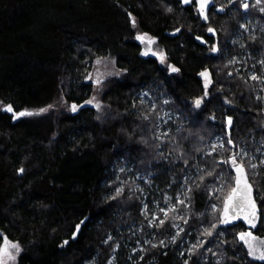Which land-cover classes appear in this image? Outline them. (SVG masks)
<instances>
[{"label": "trees", "instance_id": "1", "mask_svg": "<svg viewBox=\"0 0 264 264\" xmlns=\"http://www.w3.org/2000/svg\"><path fill=\"white\" fill-rule=\"evenodd\" d=\"M246 2L247 10L214 0L205 21L196 0H0V246L5 237L18 243L16 264H264L238 237L249 230L264 239V88L229 63L249 53L251 67L264 54V30L233 42L244 18L264 22V3ZM148 46L166 62L145 55ZM108 59L119 74L100 81L94 108L85 103L97 85L91 73ZM8 104L49 110L12 119ZM218 137L224 148L208 153ZM240 147L255 227L218 222L219 197L235 182L221 161ZM154 210L163 226L151 225Z\"/></svg>", "mask_w": 264, "mask_h": 264}, {"label": "snow or ice", "instance_id": "2", "mask_svg": "<svg viewBox=\"0 0 264 264\" xmlns=\"http://www.w3.org/2000/svg\"><path fill=\"white\" fill-rule=\"evenodd\" d=\"M182 2L184 4H190L191 0H182ZM236 2V0H229V3H234ZM210 3L214 4V0H196V4L198 6V13L200 15V17H202L205 21H207L209 19L208 17V8ZM241 6L243 7V9L247 10L249 8V3L246 2V0H240ZM257 4H261L264 3V0H256ZM168 11H172L171 8L168 9ZM219 11H224V8L221 7L219 9ZM260 11L262 13H264V7L260 8ZM241 27H246L245 25H241ZM175 31L179 32L180 29L177 28ZM210 34L215 35L216 30L212 27H209L207 30ZM138 39H141V37H137ZM196 39L201 40V37H196ZM253 40H255V37H253ZM150 43L152 41H149ZM212 52H218L219 48L216 45H213L210 49ZM145 55H147V52L144 53ZM161 59L163 60V57H161ZM229 63H235L234 60L229 61ZM260 63L264 64V61H260ZM171 70L173 72H177L179 71V69L172 67ZM119 74V73H117ZM199 75L204 79V89H205V96L208 95V88L209 85L212 83L211 81V72L207 69H205L204 71L200 72ZM251 79L253 80H258L261 79V77L257 76V75H252ZM97 84L100 83L99 80L96 81ZM94 99V98H93ZM203 102V98H197L194 101V106L196 108H200L201 104ZM85 103L87 104H92L93 100H88ZM165 103H168V101H165ZM51 107V106H49ZM96 107L99 108L100 105L96 104ZM78 108V105L73 103L71 105V111L76 112ZM5 111H7L8 113H12V119H17L19 117H24V116H32V115H38L40 113L46 112L47 109L45 108H41L38 110V112H32V111H28L27 109L23 110V111H19L17 112L13 105L8 104L5 109ZM148 116H145V119H148ZM214 118V117H213ZM227 125L229 126V129L231 128L232 125V117L229 116L227 117ZM164 135H167L166 133ZM228 144H232V140L229 138L227 140ZM223 145H221L222 147ZM238 155L234 153L231 157H229L226 160L221 161L224 164H229L230 167L232 168V170L235 172V182H234V186L231 187L228 192L222 196L219 197V199L222 201V210L220 211V215H219V224H223V225H228L230 223H232L233 220H236L238 218H240L241 216L243 217V219L251 226V227H255V222L258 219V205L256 202V199L254 197V187H253V183L249 180L248 178V171L244 166L243 160L242 159H238ZM243 155H246V153H243ZM261 163H264V161H262ZM250 167L255 169L258 166L256 164H250ZM19 171L21 173L24 172V169L21 168L19 169ZM254 175H258V173H254ZM207 176L210 177H214L215 173L214 172H208ZM201 181H203L205 179L204 176L200 177ZM197 187H199V185H197ZM189 192L192 191L191 188L188 189ZM223 189V185L221 186V188L216 189L215 192H222ZM120 190L117 191V194L119 195ZM214 192V194H215ZM181 204L185 203L184 200H180L179 201ZM146 207V206H145ZM212 208L214 210H216V205L213 204ZM161 211H165L164 209H161ZM166 215V212H165ZM156 219L159 220V225L163 226L165 223L164 219H160L159 217H156ZM185 223H187V221H185ZM81 224H83V221H81ZM81 224H77L76 225V230L77 232H79L80 228H81ZM211 228L214 230L217 228V224L213 223L211 225ZM205 233L207 235H212V231L210 230H205ZM76 233H74L75 236ZM239 240L242 241L247 247H248V255L249 256H253L254 258H259L260 260H264V249H257L255 241L257 240V237H255L253 235V233L251 231H247V232H240L238 234ZM109 239H111V237H109ZM65 244L68 243V241L64 242ZM163 241H160V244H163ZM156 245H153V247H155ZM202 247L203 245H193V249H196L197 247ZM10 249H14L16 252L20 251V247L18 245V243H13L11 241H9L6 237L4 238V244L2 246H0V264H6V259L7 260H14L15 256L12 254V251ZM209 251H211V249H209ZM257 252L259 253L258 257H257ZM185 264H187V261H185ZM219 264V262H218Z\"/></svg>", "mask_w": 264, "mask_h": 264}, {"label": "rangeland", "instance_id": "3", "mask_svg": "<svg viewBox=\"0 0 264 264\" xmlns=\"http://www.w3.org/2000/svg\"><path fill=\"white\" fill-rule=\"evenodd\" d=\"M252 1H253V4H257L256 0H252ZM257 5H260V4H257ZM241 25H245L246 27L240 26L241 31L236 35V37L233 40V42L237 43V44H242V38H243L244 32L249 33L250 35H255L254 33L257 30H264V22H262L261 24L255 20L253 22V20L249 19L248 17H246L242 20ZM262 36H263V40H264V33L262 34ZM146 52H152L153 54H155L160 59H161V57H163V60L161 59V61L163 63L166 62L167 56L161 50H156V48H152V47L148 46L146 48ZM248 55H249V53L244 54L242 57H240V56L233 57L232 60L235 61V63H233V64L238 65L239 71L247 70L248 76L250 79H251V76L254 74L261 77V79H258V80H253V79H251V80L255 81V82H257V81L261 82L260 85L263 86V88H264V64L260 63V61H264V54H261L257 58L255 57L253 59V63L251 65V67H247V58H248L247 56ZM117 73H118V70L116 69V67L114 66L113 62L110 59L99 60L95 63V65L93 67V71L91 73V80L96 83L97 80L101 81L104 78H106L110 75H113V74H117ZM145 97L147 99H150L148 96H145ZM89 100H93L92 104H88L89 106L94 107V108H97L96 104H99L101 106L100 95H99V85L98 84L95 87L94 95ZM147 103L149 105L151 104L150 102H147ZM151 109L153 110V108H151ZM47 110H49V109H47ZM172 119H173V116L165 111L163 116H162V121H161V125H160V127L163 128L162 129L163 132L169 131V129H170L169 128V122H171ZM221 145L224 146V140L222 139V137H218V138L214 139L213 144H212V148L209 149L208 153L213 154L216 151V149L224 148L223 146L221 147ZM243 153H248V150L245 147H240L238 150V154L240 155ZM254 158L256 159L255 156H254ZM221 176H223V178L226 179L225 175H223V173H221ZM137 179H140V177H138ZM145 182H147V181L145 180ZM138 188H140V186ZM216 193H218V192H215V194ZM212 194H214V193H212ZM155 207H156V210L159 209L157 205H155ZM171 209L173 210L174 206H172V205L167 206L164 209L165 211H162V213H163L162 217H167L168 214L171 212ZM165 212H166V215H165ZM156 217L160 218V216H158V213H156V211L154 210L153 217L150 218L151 225H152L153 221L156 219ZM234 222H236V221L233 220L232 223H234ZM232 223H230V224H232ZM178 230L181 231L182 229L180 228ZM245 232H247V230ZM255 237H257V236H255ZM255 244H256L257 249H264V239L257 237ZM245 247L248 250V247L246 245H245ZM139 249H142V248H138V250ZM10 250L12 251V254L15 256V259L14 260H7V258H5L6 264H16L17 255L20 253V251L16 252L14 249H10ZM258 255H259V253L257 252V257H258ZM251 257L255 260L264 261V260H260L259 258H254L253 256H251Z\"/></svg>", "mask_w": 264, "mask_h": 264}, {"label": "water", "instance_id": "4", "mask_svg": "<svg viewBox=\"0 0 264 264\" xmlns=\"http://www.w3.org/2000/svg\"><path fill=\"white\" fill-rule=\"evenodd\" d=\"M254 197H255V193H254ZM236 222H243V223H245V224H247L249 227H251L244 219H243V217L241 216L240 218H238V219H236L235 220Z\"/></svg>", "mask_w": 264, "mask_h": 264}, {"label": "flooded vegetation", "instance_id": "5", "mask_svg": "<svg viewBox=\"0 0 264 264\" xmlns=\"http://www.w3.org/2000/svg\"><path fill=\"white\" fill-rule=\"evenodd\" d=\"M231 4H234V3H231ZM213 7H214V4L210 3L209 8H208V13L211 12V10H213ZM247 231H249V230H247Z\"/></svg>", "mask_w": 264, "mask_h": 264}]
</instances>
